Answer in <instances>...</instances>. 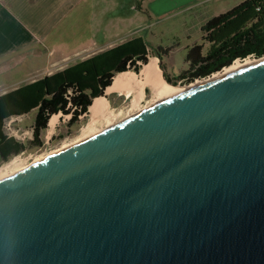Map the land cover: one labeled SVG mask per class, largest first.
<instances>
[{
	"label": "water",
	"instance_id": "obj_1",
	"mask_svg": "<svg viewBox=\"0 0 264 264\" xmlns=\"http://www.w3.org/2000/svg\"><path fill=\"white\" fill-rule=\"evenodd\" d=\"M0 181V264H264V59Z\"/></svg>",
	"mask_w": 264,
	"mask_h": 264
},
{
	"label": "trees",
	"instance_id": "obj_2",
	"mask_svg": "<svg viewBox=\"0 0 264 264\" xmlns=\"http://www.w3.org/2000/svg\"><path fill=\"white\" fill-rule=\"evenodd\" d=\"M201 43L188 48L185 60L191 81L206 78L235 61L264 56V0H245L225 13L208 20L201 28ZM204 45L206 48H204ZM148 46L142 38H133L97 53L66 69L46 75L0 95V157L18 155L23 145L7 137L4 122L36 110L33 137L47 128L52 115L61 112L76 122L94 99L103 96L113 78L132 70L138 74L148 64ZM204 49V52L202 53ZM171 48L158 47L154 55L162 61ZM167 82H172L165 76ZM175 85V84H174Z\"/></svg>",
	"mask_w": 264,
	"mask_h": 264
},
{
	"label": "rangeland",
	"instance_id": "obj_3",
	"mask_svg": "<svg viewBox=\"0 0 264 264\" xmlns=\"http://www.w3.org/2000/svg\"><path fill=\"white\" fill-rule=\"evenodd\" d=\"M114 1L120 2L122 6L120 9L122 10L126 4H130V2L133 0ZM137 1L138 0H134V4H136ZM226 8H229V6L220 7L212 5L209 7V9H204V11L194 10L190 13H182L180 16H168L165 17L163 23L157 26L153 25V27L150 29L148 28L146 19H138L137 22H128L126 25L125 23L122 24L117 30L118 34L116 36L113 34L109 36L107 35V32L103 33L102 31H95L93 33L89 27V22L74 21L71 23L70 19L68 18L64 20L55 30L49 32L48 37L45 40V44L42 43V45H46L45 48L47 50L54 48V54L50 57H47L48 54L45 53L42 57H38L35 62L26 60L24 64L12 71L8 78L3 80L4 88H7L9 91H11L14 88H18L24 84H27L30 80L29 76H35L38 78L43 75L55 72V69L52 68L53 62L59 61L62 58L68 57L69 61L67 65L69 66L77 60L75 59L74 54L81 53L80 51L84 48H92L94 46L92 42H95L96 46H106L117 37H120L118 40L127 38L125 37L127 36V33L134 30H137L139 33L136 35V37H142L144 41L146 38L147 41L145 43L150 48L148 49L149 58L156 57L154 52L158 47L163 49L171 48L167 55H162V61L159 59L157 64L159 70L161 71L163 80L167 84L173 86H189L196 81L205 80L211 75L204 79L198 78L192 81L190 75L181 79L180 75L185 71H188L189 68V64L185 60L187 50L192 45L201 43L202 26L211 18L217 16V12H219V10H224ZM60 33L62 36L56 37ZM58 38L60 39L59 41H57ZM42 45H39V47L43 48ZM204 48H206L205 45ZM203 52L204 49L202 53ZM248 58H251L252 60L256 59L252 56ZM153 60L156 59L151 58L149 62ZM143 66L141 67L138 74H135L136 72L133 73L134 71L132 72V70H128V73L137 75L138 80L141 81L139 76ZM31 67L34 68L32 72L29 70ZM223 69H221V71ZM165 76L172 80V82H167ZM100 98L106 102L110 110L123 115L120 117V119L128 112H131V97H126L123 94L119 95L117 93L105 95L104 91L103 96ZM151 98L152 90L150 88L143 87V100L141 101L140 106L145 107L147 103L151 101ZM35 114L36 110L34 109L28 114L12 117L4 122V133L7 135V137L12 138L14 141L22 144L23 149L20 153H18V155H12L6 160L0 157V167L16 156H21V160H23L25 163L32 164L37 158H39V156L42 157L44 155H48L49 153L60 150L64 144L75 141L81 135V130L88 124L89 119L88 113L86 112L84 115L79 116L76 122L71 123L69 122L71 118L70 114L63 115L61 112H59L55 114L58 115V121L51 135L48 134L47 127L39 133L38 139L35 140L33 137Z\"/></svg>",
	"mask_w": 264,
	"mask_h": 264
},
{
	"label": "crops",
	"instance_id": "obj_4",
	"mask_svg": "<svg viewBox=\"0 0 264 264\" xmlns=\"http://www.w3.org/2000/svg\"><path fill=\"white\" fill-rule=\"evenodd\" d=\"M243 1L245 0H138L134 4L133 0L121 10L120 2L114 0H0V95L9 91L4 88L3 80L8 78L11 72L24 64L26 60L35 62L45 53L48 54L47 57L54 54V48L47 50L46 45H42V43L45 44L49 32L55 30L68 18L71 23L74 21L89 22L93 33L102 31L103 33L107 32L109 36L112 34L116 36L117 30L122 24L137 22L138 19H146L150 29L153 25L157 26L163 23L165 17L168 16H180L182 13H190L194 10L204 11L212 5L229 6V8L219 10L217 12L219 15ZM138 34V31L134 30L125 36L129 39L118 40L120 37H117L106 46H96L95 42H92L94 45L92 48H84L80 51L81 53L74 54L77 60L73 64L68 66V57L62 58V56V59L53 62L52 68L55 69V72L61 71L97 53L138 38L136 37ZM60 36H62L61 33L56 37ZM59 40L58 38L57 41ZM39 45H42L43 48H40ZM151 58H155L158 64L159 59L150 57L149 60ZM33 69L29 68L31 72ZM44 76L46 75L38 78L29 76L28 83Z\"/></svg>",
	"mask_w": 264,
	"mask_h": 264
},
{
	"label": "bare ground",
	"instance_id": "obj_5",
	"mask_svg": "<svg viewBox=\"0 0 264 264\" xmlns=\"http://www.w3.org/2000/svg\"><path fill=\"white\" fill-rule=\"evenodd\" d=\"M263 59L264 57L262 58V60ZM255 62L257 61L255 59L252 60L251 58L242 61L237 60L229 67L224 68L218 73H214L207 79L196 81L189 86L183 87L167 84L163 80L161 71L159 70L155 60L143 66L141 74L139 76L141 81L138 80V76L135 74L128 72L119 73L114 76L112 84L111 86L106 88L105 94L109 95L111 93L117 92L125 95L126 97H131V112H128L126 115H124V117L120 119V117L123 115H121V113H115L114 111L110 110L109 106L102 98L94 99L87 111L89 118L88 124L82 128L81 135L76 140L74 139L75 141L64 144L60 150L49 153L48 155H44L42 157L39 156V158H37L32 164L43 161L50 155H55L60 151H65L70 147L79 145L106 130L112 129L136 117L137 115L148 111L158 104L173 99L179 95L192 91L201 86L208 85L222 77H225L230 73L238 71ZM143 87H148L152 90L151 101L148 102L145 107L140 106L141 101L143 100ZM57 121L58 115H53L48 120L47 127L49 135H51V133L54 131ZM20 157L21 156H16L0 167V181L32 165L25 163L23 160H21Z\"/></svg>",
	"mask_w": 264,
	"mask_h": 264
}]
</instances>
